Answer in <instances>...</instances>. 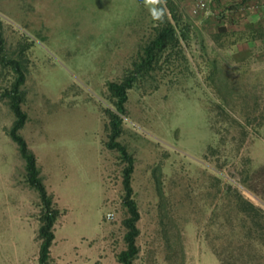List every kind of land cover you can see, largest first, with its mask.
<instances>
[{"label":"rangeland","instance_id":"rangeland-1","mask_svg":"<svg viewBox=\"0 0 264 264\" xmlns=\"http://www.w3.org/2000/svg\"><path fill=\"white\" fill-rule=\"evenodd\" d=\"M232 1L242 8L222 15ZM242 1L213 0L216 19L202 30L193 0L177 1L193 36L129 91L120 142L136 159L141 234L134 264H221L215 249L229 246L239 257L247 229L256 245L243 250L245 264H264V217L258 224L247 217L246 229L227 191L264 211V54L247 52L264 51V42L251 45L246 35L253 14L264 24V0ZM160 11L137 0H0L2 56L26 76L28 121L20 135L62 211L53 264H119L116 255L126 249L125 166L106 147L107 113L116 112L108 85L134 70L156 36ZM221 28L228 35L202 36ZM4 66L0 94L14 80V66ZM14 121L0 99V264H39L40 199L8 134Z\"/></svg>","mask_w":264,"mask_h":264},{"label":"trees","instance_id":"trees-1","mask_svg":"<svg viewBox=\"0 0 264 264\" xmlns=\"http://www.w3.org/2000/svg\"><path fill=\"white\" fill-rule=\"evenodd\" d=\"M246 1L247 0H243L241 5L246 4ZM160 7L161 11L158 15L160 23L155 29L156 36L142 49L143 53L141 54L139 61L135 63L134 70L128 73V75H126L121 82H111L108 85L116 112L109 110L107 113L110 121L106 126L107 131L109 132V140L106 143V147L109 150L117 151L119 153L120 161L125 166L122 171V176L124 189L123 206L127 213L126 218L123 221L126 229L124 237L126 249L116 255V259L119 264H134L140 254V248L137 241L141 234V230L138 226L141 220V212L135 198V190L133 187V175L135 172L136 159L129 149L120 142V138L122 137L124 131L123 116H126L127 113L126 104L129 99V91L133 89L134 85L138 81L150 76L157 69V67L161 65L163 56L167 51H175L180 47L181 42L189 41L193 29L192 25L181 16L178 10L179 7L174 0H168V10L171 13L173 21L169 20L167 17L166 9L162 6ZM226 28H221L217 35H220L221 32H227ZM246 35L253 37L254 41L261 40L264 42V26L254 28L252 30L250 29ZM0 44L2 46L3 41H0ZM1 46L0 62H2L5 66H14V80L12 84L3 89L0 94L1 101L5 102L10 107L15 116V121L12 128L8 130V134L18 145L20 155L25 162L26 184L31 189L38 192L40 199V213L38 217L40 223L38 231L40 251L38 263L53 264L51 249L56 238V225L62 215V211L58 208L54 196L47 190L41 176L36 155L29 149L27 142L20 135V130L24 128L28 121V115L22 108L26 99V93L23 90L26 76L20 69L19 62L16 60H8L6 56H2L4 49ZM168 58H170V54ZM227 191L234 200L233 202L238 209V213L240 214L239 219L242 225L247 229V217L252 218L253 222L258 224L256 220H260L264 217V211L245 200L242 194L233 187L230 186ZM227 221L228 223H231V220L228 219ZM222 228L225 229V225L220 226V229ZM247 230L248 231L243 235V239L240 243L239 248L241 252L239 257H233L230 254L229 246H226L220 251L215 249L221 264L247 263L243 257V250L248 246L250 248H255L256 245V239L253 235V231L251 229Z\"/></svg>","mask_w":264,"mask_h":264},{"label":"crops","instance_id":"crops-1","mask_svg":"<svg viewBox=\"0 0 264 264\" xmlns=\"http://www.w3.org/2000/svg\"><path fill=\"white\" fill-rule=\"evenodd\" d=\"M214 9L216 10L217 9V5L214 4ZM219 7V6H218ZM242 7H240L239 3L238 2H235V1H232V3L229 5L228 3L225 5V7L221 8L222 11H220V13L222 15L224 14H228L229 13H232L233 11L237 10V9H241ZM217 11V10H216ZM225 11V13H224ZM264 12V11H263ZM264 14V13H263ZM232 16V15H230ZM200 21L197 22V24L199 25V28L202 30L203 27L207 24V23H211L213 20L216 19L215 15L211 12V14L209 16H204V15H201L200 16ZM260 20H261V16L259 14H253L251 17H250V29H254V28H259V27H263L264 24L262 25L260 23ZM226 26H228V24H226ZM229 28V27H227ZM230 32V31H229ZM225 34V33H224ZM222 36V34H220ZM220 35H202L204 36L205 38L208 36V38L212 41L213 39H217L220 37ZM226 35H228V32H226ZM252 35V34H251ZM193 36V35H191ZM198 36V35H197ZM253 41V37L250 36V44L253 45L254 42ZM212 51H214L215 53L218 52V49L214 48L212 49ZM247 52H249L251 55H255V56H258V57H263V54H264V51L262 52H258L256 49H254V47H249ZM264 58V57H263ZM204 61V60H203Z\"/></svg>","mask_w":264,"mask_h":264},{"label":"built area","instance_id":"built-area-1","mask_svg":"<svg viewBox=\"0 0 264 264\" xmlns=\"http://www.w3.org/2000/svg\"><path fill=\"white\" fill-rule=\"evenodd\" d=\"M137 1L141 5H145L148 2H152L156 5H160V6L164 7V9H166V11L169 12L168 0H137ZM174 1L177 2V1H182V0H174ZM212 1L213 0H193L191 14L195 17H199L201 15L209 16L211 14L210 3ZM237 1H242V0H237ZM260 7L264 11V1L261 3ZM244 9L245 10L248 9L249 11H253L255 9V7L254 6H248V7H244ZM114 218H115V215L112 213H109L107 215L108 220H114Z\"/></svg>","mask_w":264,"mask_h":264}]
</instances>
